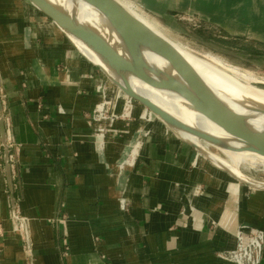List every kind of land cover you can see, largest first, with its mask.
Instances as JSON below:
<instances>
[{"label": "crops", "instance_id": "obj_1", "mask_svg": "<svg viewBox=\"0 0 264 264\" xmlns=\"http://www.w3.org/2000/svg\"><path fill=\"white\" fill-rule=\"evenodd\" d=\"M207 1L160 0L193 40L264 59V0ZM174 11L198 15L200 27ZM101 74L27 0H0V96L14 163L10 191L1 147L0 264H233L218 253L234 246L240 225L264 230V191L234 182L138 107L114 122L99 152L92 114ZM142 126L134 165H116ZM11 196L24 240L8 221Z\"/></svg>", "mask_w": 264, "mask_h": 264}, {"label": "water", "instance_id": "obj_2", "mask_svg": "<svg viewBox=\"0 0 264 264\" xmlns=\"http://www.w3.org/2000/svg\"><path fill=\"white\" fill-rule=\"evenodd\" d=\"M27 1L49 18L107 78L129 97L144 104L178 138L248 188L264 191V179L235 170L225 160L204 149L206 144L217 150H248L264 159L263 99L241 89L233 90L225 75L218 73L200 54L157 31L119 0ZM139 87L181 102L189 110L210 119L232 138L217 137L171 114L146 98ZM233 142L242 145L235 146ZM0 144L12 191L11 150L6 142L1 100ZM10 200L14 213L13 196Z\"/></svg>", "mask_w": 264, "mask_h": 264}, {"label": "bare ground", "instance_id": "obj_3", "mask_svg": "<svg viewBox=\"0 0 264 264\" xmlns=\"http://www.w3.org/2000/svg\"><path fill=\"white\" fill-rule=\"evenodd\" d=\"M119 1L123 5H125V7H127L130 11H132L134 14H136L139 18H141L143 21H145L147 24H149L151 27L155 28L157 31H160L157 27H155L153 24H151V22H149L147 20V18H144L143 16L138 14L135 11V9L132 7V4L127 5L123 1H121V0H119ZM209 2H208V5L210 4ZM201 56L209 65H211L215 70H217L218 73H223L225 75L224 77L227 79V81L229 80L230 83H232L231 88L233 90L236 91L237 89H241L244 92H246V94L251 93L254 96H257V97L264 100V89L257 87L256 85L253 84L255 82L264 83V80H259L257 75L248 71L247 69H244V68L239 67L237 65L230 64V63H228V62H226V61H224V60H222V59H220L217 56H214L212 54H201ZM91 58H93V57L91 56ZM221 78L225 80V78H223V77H221ZM263 78L264 77H262V79ZM258 84H260V83H258ZM95 86H96V91L99 94L98 95L99 100H100V96L104 97V100H103L104 102L108 101V102H111L112 104L113 103L117 104L119 100H123L124 101V104L122 107L123 110H126L125 109L126 107H128V110L130 108L138 107L141 109L140 117H143L145 119L147 118V119H153L156 121L157 120L161 121L159 118H157V116L152 111L147 109L146 106H144V104L140 103L136 99L129 97L125 92H123L114 82H112L104 74L103 75L101 74L95 78ZM103 89H106V93H105V91H103ZM138 90L146 98L155 102L156 104H158L159 106H161L165 110L169 111L171 114L178 116L182 120H184L190 124H193V125L201 128V129H203V130L210 131V132H212V134H214L217 137L225 138L228 140L230 138H232L231 135H229L228 133L223 131L222 128H220L217 124L213 123L210 119H208L207 117H205L204 115H202L200 113L189 110L185 105L181 104V102H178V101L173 100V99L163 98V97L159 96L158 94L152 92L151 90H149L147 88L139 87ZM99 100H98V102H100L99 107H102L103 102L99 101ZM122 109L120 111H117L116 113H119L122 115V111H123ZM128 110H127V112H128ZM110 123H111V119L109 117H106V116L101 117L100 119H98L94 123L96 131H94L92 135H93V140L96 144V148L99 152H101L102 149L104 148V143H105L107 136H108V132L106 133L103 130L107 126H109ZM163 125H165V124L163 123ZM233 144L235 146H241L242 145V144L236 143V142L235 143L233 142ZM134 149L135 148H133V152H134ZM204 149L207 152H210V153L222 158L223 160H225L226 163H228L235 170L240 171V170H242L241 167L254 168V170L258 169V167H261L264 170V159L258 157L252 151L244 150L241 152H234V151L224 150L227 155H226V157H222L219 153L211 151L205 145H204ZM131 155H132V153L130 154V156ZM201 155L203 158L208 159L204 154H201ZM121 161L123 162L121 164L122 166H128L130 164V159L128 158L127 160H125V155H124L123 160H121ZM116 180H117V182L122 183L123 177L118 176L116 178ZM233 181L237 182V183L239 182L236 178H234ZM239 183H241V182H239ZM244 186H246V185H244ZM121 208H123V207L121 206ZM14 230L16 232L19 231V230H16L15 227H14ZM10 245H11V243L9 242V247H10Z\"/></svg>", "mask_w": 264, "mask_h": 264}, {"label": "rangeland", "instance_id": "obj_4", "mask_svg": "<svg viewBox=\"0 0 264 264\" xmlns=\"http://www.w3.org/2000/svg\"><path fill=\"white\" fill-rule=\"evenodd\" d=\"M121 1H123L127 5L132 4V7L135 9V11L138 14H140L144 18H147V20L149 22H151V24H153L155 27H157L162 33L166 34L168 37H170L174 41L178 42L179 44L185 46V48H188V49H190V50H192V51H194L200 55L201 54H212L214 56H217L218 58H220V59H222V60H224L230 64L237 65L239 67L247 69L248 71L257 75L259 80H264V78L262 79V77H264V59L263 58H259V59L257 58V59H252L251 61H248V60H242V59H239L236 57H232L229 55L226 56V54L224 52L216 50L217 48H215L211 44L210 41L200 43V42L193 40L190 36L186 35L184 32H182L179 29V26L176 25V23L172 17L165 16L162 9L165 8L166 5H165V3H161L160 0H150L151 3H154L153 4V7H155L154 11L151 10L147 6L146 0H121ZM164 2H165V0H164ZM176 5H178V3ZM182 7H178V8H182ZM167 13H169V11H167ZM170 14H172L176 20L180 19V20L186 21L189 24V26L192 28H195V27L199 28L200 27V25H199L200 19H199L198 15H189V14L175 12V11L171 12ZM202 16H204L208 19H213V20L216 19V21L218 20V18H216V17L210 18V17L205 16L203 14H202ZM218 22L221 23L220 20H218ZM12 32L15 33L14 28H13ZM258 83H260V84H258ZM253 84L256 85L257 87L264 89V83H262V82H255ZM0 99H1V96H0ZM205 146L208 149H210L211 151L219 153L222 157H226V155H227L224 150H217V149L210 147L209 145H206V144H205ZM241 169L243 170V172H245L246 174H248L250 176H253V177L258 178V179H264V170L261 167H258V169H255V170H254V168H246V167H241ZM232 180H233V178H232ZM14 213H16V210ZM14 213L12 212V210L10 208L9 214H8V221H10L12 232L18 233L20 235V238L22 240H24V231H25L24 229H25L26 224H25V222H22V221L19 222V219H17L15 217V215H17V213L15 215H14ZM21 224H22V227H21ZM14 227L16 228V230H19V231L16 232L14 230ZM4 230H5V228L3 227V221L0 220V238L5 236ZM9 242L12 243L11 241H7L6 244L4 245V247L8 248ZM23 247H24V252L26 253L27 259L30 262H32L33 257H32L31 248L26 246L25 241L23 242Z\"/></svg>", "mask_w": 264, "mask_h": 264}, {"label": "built area", "instance_id": "obj_5", "mask_svg": "<svg viewBox=\"0 0 264 264\" xmlns=\"http://www.w3.org/2000/svg\"><path fill=\"white\" fill-rule=\"evenodd\" d=\"M103 91H105L106 93V89H103ZM0 100L3 106V99L1 98ZM103 100L104 97L100 96L99 101L103 102L102 107H99L100 102H98L96 108L93 111L92 119L94 124L98 119H100L103 116L109 117L111 119V123L103 130L107 133L113 129V125L116 120L130 118L132 115L127 112L128 107L125 108L126 110L122 109L123 110L122 115L116 113L117 112L115 110L116 104L114 103L112 104L111 102L108 101L104 102ZM145 120L151 121L153 119L146 118ZM94 131H96V128L94 129ZM146 131L147 129L142 126L140 128V131L136 134L135 139L128 144V148L125 150V154H124L125 160H127L128 158L130 159V166L134 165L138 153V143L140 142L142 136L146 133ZM6 142L8 144L9 149L11 150L12 140L7 130H6ZM133 148H135L134 152H133ZM131 153L132 155L130 156ZM0 154H1V144H0ZM9 163H10L11 173L13 174L14 163L12 158V152L9 153ZM122 163L123 162L120 159L117 161L116 165L121 166ZM120 204H122V207L125 209L126 200L124 198H120ZM11 210H12V206H11ZM14 212H15V205H14ZM15 217L19 219V222H21V219L18 218L17 215H15ZM263 254H264V230L261 228L240 225L234 232V246L227 250L220 251L218 253V256L229 262H232L233 264H261L263 259Z\"/></svg>", "mask_w": 264, "mask_h": 264}]
</instances>
